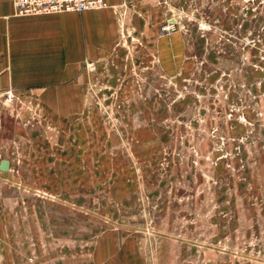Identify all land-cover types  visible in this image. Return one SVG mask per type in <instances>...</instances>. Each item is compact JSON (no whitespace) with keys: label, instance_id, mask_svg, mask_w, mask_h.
I'll return each instance as SVG.
<instances>
[{"label":"rangeland","instance_id":"374dc122","mask_svg":"<svg viewBox=\"0 0 264 264\" xmlns=\"http://www.w3.org/2000/svg\"><path fill=\"white\" fill-rule=\"evenodd\" d=\"M114 15L64 83L0 26V264H264V0Z\"/></svg>","mask_w":264,"mask_h":264},{"label":"crops","instance_id":"0c3cea01","mask_svg":"<svg viewBox=\"0 0 264 264\" xmlns=\"http://www.w3.org/2000/svg\"><path fill=\"white\" fill-rule=\"evenodd\" d=\"M122 1L109 2L118 5ZM8 2L9 7L0 10V26L11 60L22 71L16 74L48 76L53 74L48 69H58L55 74L61 82H69L83 74L84 61L95 59L98 48L103 49L117 30L112 6L83 12L19 16L15 14L12 0ZM43 81L51 82L48 78ZM62 91L66 92V88Z\"/></svg>","mask_w":264,"mask_h":264},{"label":"built area","instance_id":"2783aa9c","mask_svg":"<svg viewBox=\"0 0 264 264\" xmlns=\"http://www.w3.org/2000/svg\"><path fill=\"white\" fill-rule=\"evenodd\" d=\"M110 0H12L15 14L19 16L44 15L64 12H83L108 7L121 8L128 6V0L121 4L111 5ZM158 4L170 5L172 0H155ZM163 32H172V23L162 27Z\"/></svg>","mask_w":264,"mask_h":264},{"label":"water","instance_id":"95a60500","mask_svg":"<svg viewBox=\"0 0 264 264\" xmlns=\"http://www.w3.org/2000/svg\"><path fill=\"white\" fill-rule=\"evenodd\" d=\"M11 162L9 159H1L0 160V171L2 172H8L10 170Z\"/></svg>","mask_w":264,"mask_h":264},{"label":"bare ground","instance_id":"6f19581e","mask_svg":"<svg viewBox=\"0 0 264 264\" xmlns=\"http://www.w3.org/2000/svg\"><path fill=\"white\" fill-rule=\"evenodd\" d=\"M10 168H11V165H10ZM10 171V170H9Z\"/></svg>","mask_w":264,"mask_h":264}]
</instances>
